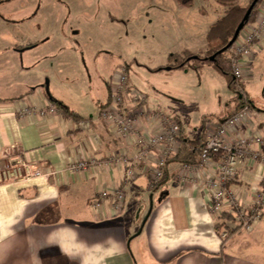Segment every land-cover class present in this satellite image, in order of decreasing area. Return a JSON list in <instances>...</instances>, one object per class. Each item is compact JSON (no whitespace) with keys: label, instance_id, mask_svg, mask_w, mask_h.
<instances>
[{"label":"crops","instance_id":"0c3cea01","mask_svg":"<svg viewBox=\"0 0 264 264\" xmlns=\"http://www.w3.org/2000/svg\"><path fill=\"white\" fill-rule=\"evenodd\" d=\"M224 12V7L215 6L209 14L217 22ZM47 42L38 46L45 48ZM170 51L164 52L162 64L148 66V94L128 78V90L137 92L144 102L138 105L128 97L123 111L129 113L137 106L146 110L135 126L148 136L166 126L155 118L158 114L179 125L176 151L166 160L178 153L181 138L195 141L199 137L203 116L210 120L203 129L207 138L247 106L248 116L229 126L224 140L228 146L253 137L260 142L252 144L237 180L227 185L226 200L252 207L258 193L264 191V162L260 157L252 159L254 153L264 156V95L260 106L251 96V83L259 85L264 79V40L245 59L241 79L251 108L244 105L236 112L230 94L218 116L202 115L190 125L183 98L196 90L186 84L193 71L190 67L171 68L169 55L181 54ZM58 64L55 60L49 68H60ZM5 66L7 74L22 71L16 58L7 59ZM45 66L42 58L24 66L36 71L35 81L24 86L19 81L0 85L6 90L0 93V165L19 162L21 170L35 165L41 172L37 177L7 181L0 174V264H264V210L251 230L237 229L224 241L218 236L204 187L205 178L214 173L215 160L199 172L187 169L196 166L198 159L193 165L169 163L168 179L156 191L141 172L125 179L124 162L115 160L125 150L132 156V151L113 138L98 118L121 69L94 79L73 78L59 70L58 78L53 75L54 80L50 77L45 86ZM256 66L262 68L259 79L254 77ZM11 77L6 75L5 80H15ZM60 84L65 85L63 91ZM47 93L76 118L58 111ZM49 105L57 109L55 114L49 112ZM153 158H159L157 151ZM91 159L95 166L89 163ZM79 162L86 167L71 169ZM102 190L108 195L101 200L98 193ZM116 190L122 191L124 198L119 208H115L112 194Z\"/></svg>","mask_w":264,"mask_h":264},{"label":"rangeland","instance_id":"374dc122","mask_svg":"<svg viewBox=\"0 0 264 264\" xmlns=\"http://www.w3.org/2000/svg\"><path fill=\"white\" fill-rule=\"evenodd\" d=\"M239 2L247 7L250 0ZM215 6L224 7L225 12L229 8L217 0H193L190 7L176 0H0V85L19 81L24 86L35 81L36 71L24 66L42 58L47 72L45 86L50 77L54 80L53 75L58 78L59 70L73 78L94 79L121 69L148 94V66L162 64L164 52L172 50L182 55L206 50L209 26L216 22L209 13ZM260 7L264 10V5ZM44 40L49 41L48 46L39 47ZM12 58L17 59L22 71L7 74L5 61ZM55 60L60 68L51 70L49 66ZM206 67L202 72L192 69L186 82L196 87L183 98L188 125L197 123L202 115L218 116L225 98L233 94L225 78L213 67ZM261 69L255 67V78H260ZM6 75L15 80H5ZM251 84L252 99L260 106L264 79L259 85H254L256 81ZM64 86L58 88L63 91ZM5 91L0 88V93ZM12 162L0 165L4 181L15 180L7 175L19 163Z\"/></svg>","mask_w":264,"mask_h":264},{"label":"built area","instance_id":"2783aa9c","mask_svg":"<svg viewBox=\"0 0 264 264\" xmlns=\"http://www.w3.org/2000/svg\"><path fill=\"white\" fill-rule=\"evenodd\" d=\"M264 8V7H263ZM264 40V10L259 12L254 24L247 25L239 33L237 39L232 44L230 53V62L233 77L237 81L243 78L245 59L250 57L260 42ZM110 102L99 112L98 118L105 123L109 134L121 141L132 151L130 156L125 150L121 153L115 162H124L125 179L138 177L141 172L151 181V187L157 184L163 175L164 158L171 156L176 151L177 140L180 136V127L172 119H166L161 114L155 116L162 119L166 126L157 131L154 135L140 132L135 124L145 117L146 110L137 106L129 113L123 111L125 102L130 97L138 105L143 104L144 98L137 92L128 90V77L124 70H120L113 86L110 88ZM49 112L55 114L57 109L49 105ZM249 114V109L243 107L227 121L220 125L215 132L210 133L203 147L200 150L198 163L196 166H188V170L196 172L202 171L211 163H215L214 173L207 176L204 181V187L208 190V209L216 218V223L222 225L217 231L222 241L237 229L249 231L259 221L264 210V191L258 193L253 206L247 207L238 200H226L227 185L235 182L238 178L239 167L252 153V144L260 142L257 137L252 139H238L233 145L228 146L224 140L227 128L244 119ZM84 124V123H81ZM154 151L159 153V158L154 159ZM130 156V157H129ZM260 157L264 162V156L261 153H254L253 158ZM111 157L110 160H112ZM215 160V162H214ZM90 164H96L95 160H90ZM84 162H79L71 167L73 170L85 168ZM6 174L3 172V175ZM41 172L35 165H29L21 170L18 166H13L12 171L7 175L14 176L15 179L24 177H37ZM116 198L115 208H119L123 202L122 191L112 193ZM100 199L105 198L108 193L104 190L98 193ZM227 214L232 217L230 221H222V215Z\"/></svg>","mask_w":264,"mask_h":264},{"label":"trees","instance_id":"16d2710c","mask_svg":"<svg viewBox=\"0 0 264 264\" xmlns=\"http://www.w3.org/2000/svg\"><path fill=\"white\" fill-rule=\"evenodd\" d=\"M261 1L262 0H258L251 12L247 15V11L253 0H250L249 5L247 7H242L238 5L237 3H235L234 0H217L220 5H229V8L222 18H220L216 23L209 27V31L206 37V50L197 54L185 52L182 53V55H169L168 57V60H170L172 64L171 68L186 69L187 67H190L198 71L201 70L204 66L213 67L220 75L225 78L229 89L233 93L231 103L235 104L236 112L241 109L244 105H248L251 108L252 102H250L248 100L247 95L243 93L241 81H237L233 77L230 57L228 58V53H230L232 45L228 47L225 51H222V49L228 46L229 42L232 40L235 34L238 25L242 21H244V27L255 23L257 18L256 15L258 12L257 9L260 6ZM176 2L183 7H190L192 5L193 0H176ZM211 58H213V60H211ZM33 90H31L30 92H32ZM47 96L49 101H51L55 105L58 111L68 117L76 118L75 114L70 112L68 108L64 106L61 102L53 99L48 93ZM110 97V90L108 89V101L105 105H103L102 108L106 107L109 104ZM10 101L13 100L11 99ZM209 121L210 120L207 116L202 117V131L200 132L199 137L195 141L183 140L181 138V147L178 153L173 157H170L166 160L164 159L162 178L157 184H154L153 187H151L152 190L156 191L160 189V187L164 183H166L168 179L166 166L169 163L177 162L179 164L189 165L197 163L196 161L199 158L200 150L206 141V136L203 129L205 124ZM185 144H187L188 147H186ZM230 220H232L231 216L227 214L222 215L223 222ZM221 225V223H217L215 225V229L218 230Z\"/></svg>","mask_w":264,"mask_h":264},{"label":"water","instance_id":"95a60500","mask_svg":"<svg viewBox=\"0 0 264 264\" xmlns=\"http://www.w3.org/2000/svg\"><path fill=\"white\" fill-rule=\"evenodd\" d=\"M257 2H258V0H253V2L251 3V5H250V7H249V9H248V11H247V15L251 12V10L253 9V7L256 5ZM247 15H246V16H247ZM244 20H245V19H244ZM243 27H244V21H242V22L238 25V27H237V29H236V31H235V34H234L232 40L229 42V44H228V46H227L226 48L222 49V51H225L228 47H230V46L235 42V40L237 39L239 33L242 31ZM222 51H221V52H222ZM211 60H213V58H211Z\"/></svg>","mask_w":264,"mask_h":264}]
</instances>
